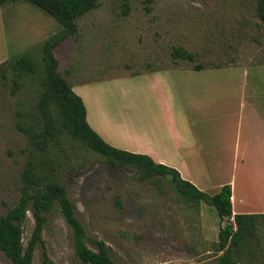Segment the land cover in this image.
<instances>
[{
	"label": "rangeland",
	"instance_id": "374dc122",
	"mask_svg": "<svg viewBox=\"0 0 264 264\" xmlns=\"http://www.w3.org/2000/svg\"><path fill=\"white\" fill-rule=\"evenodd\" d=\"M257 1L100 0L78 21V34L56 49L59 72L73 86L83 85L78 88L99 110L91 111L115 135H124L133 126L131 119L139 117L159 139L170 137L184 129L179 117L169 116L170 109L189 115L193 121L187 127L195 130L200 105L195 109L190 102L202 101V95L213 113L230 110L237 118L242 95L253 94L255 84L264 88V22ZM62 30L55 18L26 0L6 4L0 8V64L26 52L40 61L44 42ZM175 48L192 53L193 60L174 58ZM243 80L249 85L242 86ZM42 81L41 74L25 75L14 93L12 79L4 84L0 78V215L19 202L29 163L40 165L46 157L33 140L43 131L38 109ZM164 94L172 99L166 102ZM113 113L125 119L112 118ZM58 140L49 147L53 164L45 169L55 178L58 167L56 178L88 237L106 243L113 264H221L219 235L227 220L214 207L186 201L169 178L143 181L132 167L112 166L67 131ZM227 158L226 152L229 163ZM216 167L222 173L201 167L203 176L218 182L230 176L227 164ZM45 216L48 262L37 248L33 264H82L59 209ZM35 226L30 211L25 245ZM233 257L239 264H264V221L242 251L233 250ZM0 264H11L2 251Z\"/></svg>",
	"mask_w": 264,
	"mask_h": 264
},
{
	"label": "trees",
	"instance_id": "16d2710c",
	"mask_svg": "<svg viewBox=\"0 0 264 264\" xmlns=\"http://www.w3.org/2000/svg\"><path fill=\"white\" fill-rule=\"evenodd\" d=\"M17 0H0V8ZM55 18L63 27L61 33L48 38L42 47V59L37 61L32 52H26L0 64V78L3 83L12 79L14 93L21 87L25 75H42L43 90L38 101V109L43 119V131L34 136L38 150L46 154L40 165L29 163L23 172V186L19 202L7 214L0 215V251L11 264H33L37 248H40L44 262H48L43 229L48 221L46 213L58 208L68 226L72 229L76 257L82 264H113L105 242L88 237L84 225L77 217V209L70 200L66 187L57 178L49 176L45 167L53 162L47 154L49 147L58 144V138L67 131L74 138L87 143L95 152L106 158L114 167H132L139 172L143 181L152 178H169L177 192L186 200L214 207L222 220H227L220 230V250L224 254L221 264H239L233 257V250L240 252L247 240L257 230L264 214H239L233 216L232 189L225 185L216 195L199 190L184 180L180 172L172 167L157 164L150 157L117 149L106 143L88 124L87 111L82 98L76 94L72 85L59 72L60 60L56 49L69 37L78 34V21L96 10L100 0H26ZM257 15L264 22V0L257 1ZM176 59L193 60V54L183 48H175ZM198 66L195 69L201 70ZM56 162V161H55ZM50 166V167H51ZM32 212L36 226L32 238L24 243V224L28 212ZM93 246L94 248H92Z\"/></svg>",
	"mask_w": 264,
	"mask_h": 264
},
{
	"label": "crops",
	"instance_id": "0c3cea01",
	"mask_svg": "<svg viewBox=\"0 0 264 264\" xmlns=\"http://www.w3.org/2000/svg\"><path fill=\"white\" fill-rule=\"evenodd\" d=\"M247 85H249L248 81L242 84V86ZM80 86L72 85L74 92L85 104L87 122L106 143L117 149L146 155L157 164L177 169L184 180L209 195H216L225 185H230L233 216L264 214L263 87L255 84L256 88L252 89L253 94L242 95L240 106L243 111L237 115V118L230 110L224 111L222 115L213 113L210 100L203 99L205 96L202 94V101L191 100L190 104L195 109L200 105V113L195 117L196 129L192 131L187 126L193 119L189 115L184 116V111L176 114L170 109L169 116L174 120L179 117L184 129L180 128L172 136H163L159 139L155 131L146 130V125L139 117L131 119L133 126L128 127L124 135H115L106 120L99 119L95 112L91 111L95 109L99 112L93 104H89L84 91L78 88ZM164 96L166 102L172 99L165 94ZM205 109L207 112H204ZM115 116L120 117L113 113L112 118ZM120 118L125 119L123 115ZM221 141L222 145L218 147ZM226 152L229 163L224 160ZM226 164L231 168L230 176L221 182L214 177L203 176L201 167L216 168L218 173H222V169L216 166Z\"/></svg>",
	"mask_w": 264,
	"mask_h": 264
}]
</instances>
